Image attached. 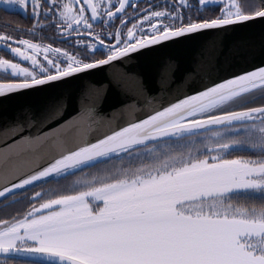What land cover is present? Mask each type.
I'll return each instance as SVG.
<instances>
[{
  "label": "snow or ice",
  "instance_id": "1",
  "mask_svg": "<svg viewBox=\"0 0 264 264\" xmlns=\"http://www.w3.org/2000/svg\"><path fill=\"white\" fill-rule=\"evenodd\" d=\"M210 2L198 0L200 7ZM164 3L140 8L139 0H0V11L30 9L37 25L51 18L65 38L77 34L75 48L82 46L73 54L0 32V47L13 56L0 55V71L7 74L0 95L63 83L163 41L264 19V0L255 6L220 0L219 13L208 17L199 8L185 14L191 9L185 0ZM116 19L120 27L108 31ZM97 23L104 29L97 31ZM257 88L264 90V66L184 96L0 187V198H7L40 180L75 176L110 154L128 156L127 166L121 162L68 187L34 192L28 211L0 218V264H264V103L220 107ZM173 137L186 150L154 143ZM236 150L260 155L231 156ZM241 196L245 201L236 202ZM252 197L260 203H248Z\"/></svg>",
  "mask_w": 264,
  "mask_h": 264
},
{
  "label": "water",
  "instance_id": "2",
  "mask_svg": "<svg viewBox=\"0 0 264 264\" xmlns=\"http://www.w3.org/2000/svg\"><path fill=\"white\" fill-rule=\"evenodd\" d=\"M260 66L264 19L255 18L160 42L63 83L0 95V187L76 146Z\"/></svg>",
  "mask_w": 264,
  "mask_h": 264
},
{
  "label": "trees",
  "instance_id": "3",
  "mask_svg": "<svg viewBox=\"0 0 264 264\" xmlns=\"http://www.w3.org/2000/svg\"><path fill=\"white\" fill-rule=\"evenodd\" d=\"M246 3H248L251 6H255L259 4V0H246ZM212 5L215 6L216 14H218L219 12L218 5L222 6V4H220V0H211V4L209 6H212ZM29 23L30 21L25 17H19L15 21V24H17L20 27L21 26L26 27ZM3 74L5 73L0 71V78L3 76ZM260 101L264 102V90H261L258 88L256 90H253L252 92L242 95L239 99H235L231 103H227L220 107H223L225 110H231L234 104L247 103L248 106H251L255 102H260ZM154 143L158 145L161 149H164L165 147H167L173 151H180L181 149L186 150V146L184 142L178 141L175 137L171 139H160V140L154 141ZM200 143H201L200 139L197 138L196 145L199 146ZM148 147L150 148L152 147V145H148ZM187 147H191V146H187ZM141 151L143 152L144 149H142ZM230 155L255 158L258 155H260V153L236 150V151H233ZM121 162H124L125 166H127L128 156L124 153H119V154L114 153L110 155L109 157L102 158L99 163H96L88 168H85L82 171H77L75 176L68 174V175L62 176L59 179H57L56 177H52L42 182H39L31 187H28L16 194H13L12 196L2 199L0 200V218H7V217L15 216L17 214H20V213H23L24 211L29 210V205L33 202L32 194L34 192H38L41 190H47L49 188H55L57 185L62 186V187H68L71 185L74 179H76L77 177H83L85 173L96 174L101 169H111L113 166H119ZM245 199L246 198L244 196H241L237 199L236 202L242 203L245 201ZM13 201H16V202L14 203ZM247 202L258 204L260 203V200L258 198L252 197V198H248ZM9 264H13V262L10 261Z\"/></svg>",
  "mask_w": 264,
  "mask_h": 264
},
{
  "label": "flooded vegetation",
  "instance_id": "4",
  "mask_svg": "<svg viewBox=\"0 0 264 264\" xmlns=\"http://www.w3.org/2000/svg\"><path fill=\"white\" fill-rule=\"evenodd\" d=\"M60 2H64V0H60ZM97 3L103 2V0H95ZM176 3L179 4L180 0H167V6H170L171 4ZM185 3L191 6V9L184 8L183 11L185 14L191 10L193 13H196V9L199 8V15L208 17V16H215L216 14V8L215 6H209L207 7H200L198 4V0H185ZM149 4L158 5L160 8H165L166 5L164 3V0H139V7L145 8ZM127 12L129 13V16L131 17L132 9L128 8ZM219 13V12H218ZM19 17H25L27 18L30 23L26 26H18L15 24V21ZM41 22L43 26L37 25L36 20L32 17L31 11L25 13H5L0 11V32H7L10 33L16 37H23L26 39H33L37 42H41L42 44H52L55 48H65L68 50H72L73 54H75L76 51L82 50L81 48H75L74 45V39L76 37V33H73L71 36H68L65 38V36H62L60 32L57 30V27L55 24L51 22V18L48 20H44L43 17H41ZM36 25V30L34 33L28 32L26 30L32 29L33 26ZM132 24L129 22L125 27L124 31H127V27H131ZM120 27V20L116 19L111 26L107 28L108 31H112L116 28ZM95 28L97 31H101L104 29V25L101 23H97L95 25ZM17 29H20L21 31H17ZM25 32V33H23ZM81 37L83 38L86 36V33H81ZM0 55H3L5 58L12 59L13 56L11 53L8 52L6 48L0 47ZM97 55H100V53H97ZM39 57L42 59L43 53L41 52L39 54ZM17 62H22L24 66H30V62L27 61H21L20 58H17ZM7 74H3L1 78H5ZM38 203V202H37ZM28 211V210H27Z\"/></svg>",
  "mask_w": 264,
  "mask_h": 264
},
{
  "label": "rangeland",
  "instance_id": "5",
  "mask_svg": "<svg viewBox=\"0 0 264 264\" xmlns=\"http://www.w3.org/2000/svg\"><path fill=\"white\" fill-rule=\"evenodd\" d=\"M262 103H264V102H261V101H260V102H255V103L252 104L251 106H257V105L262 104ZM251 106H250V107H251Z\"/></svg>",
  "mask_w": 264,
  "mask_h": 264
}]
</instances>
